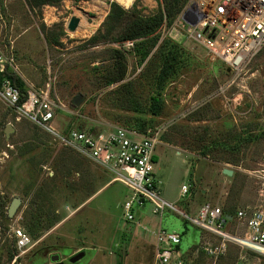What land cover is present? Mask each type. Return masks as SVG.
I'll use <instances>...</instances> for the list:
<instances>
[{"label":"rangeland","instance_id":"374dc122","mask_svg":"<svg viewBox=\"0 0 264 264\" xmlns=\"http://www.w3.org/2000/svg\"><path fill=\"white\" fill-rule=\"evenodd\" d=\"M113 2L126 10L136 7L143 15L163 8V0H133L129 6L120 0H64L37 9L29 0H0V46L14 52L16 74L29 90L50 84L51 97L64 104L66 111L58 114L55 124L60 133L129 127L135 115L121 110L122 94L116 91L120 84L104 87L101 75L113 64L114 49L126 51L124 83L131 84L140 101L152 91V74L144 71L148 60L139 65L126 45L93 47L88 42ZM78 8L88 19L100 20L94 32L84 34L81 26L75 33L67 30ZM171 30L165 26L161 39ZM178 41L192 60L163 91L164 112L151 119L150 128L161 138L156 151L161 198L193 218L207 203L233 213L246 207L264 209V46L240 70L231 71L221 62L212 63L196 42L182 37ZM80 96L82 104L75 106ZM224 169L234 175H224ZM113 178L0 99V264H52L54 254L64 264H155L152 231L160 227L182 234L180 250L189 264H236L242 257L248 264H264L262 254L235 244L217 258L207 254L204 249L218 244V237L171 210L155 216L147 204L136 209L141 225L126 222L123 205L132 192ZM184 185L191 188L182 197ZM14 198L22 204L10 218ZM37 204L48 219L45 225H52L34 234L28 224ZM226 231L243 236L245 227L233 222ZM18 232L28 236V247L18 248ZM81 252L85 257L72 262L70 258Z\"/></svg>","mask_w":264,"mask_h":264},{"label":"built area","instance_id":"2783aa9c","mask_svg":"<svg viewBox=\"0 0 264 264\" xmlns=\"http://www.w3.org/2000/svg\"><path fill=\"white\" fill-rule=\"evenodd\" d=\"M171 28L169 37L177 41L180 37L188 38L205 50L212 63L221 62L231 71L240 70L264 46V0H192ZM133 45L134 42L126 43L129 48ZM12 71H17L15 54L0 46V99L9 109L52 135L61 145L114 176V182L128 187L132 197L123 205L126 222L141 225L137 221L136 209L149 204L155 216H163L171 210L218 237V244L204 249L213 257L225 253L230 244L264 256V209L242 208L232 216V220H228L230 214L207 203L193 218L161 198L156 178V151L161 142L158 130L149 128L142 132L120 126L99 133L75 129L60 133L55 124L58 114L66 111V107L59 98L51 97L50 84L39 91L28 90L26 101L19 104L22 92L9 78ZM190 188L187 185L182 187V197L189 194ZM233 222L243 224V236L226 231ZM152 234L156 237L155 264H189L183 260L179 249L181 233L160 227ZM17 237L19 249L30 245L25 233L18 232ZM236 264L248 263L242 257Z\"/></svg>","mask_w":264,"mask_h":264},{"label":"trees","instance_id":"16d2710c","mask_svg":"<svg viewBox=\"0 0 264 264\" xmlns=\"http://www.w3.org/2000/svg\"><path fill=\"white\" fill-rule=\"evenodd\" d=\"M29 1L31 7L37 9L46 5H57L64 0ZM188 3L189 0H163V8H160L155 14L143 15L136 7L132 10H126L120 4L113 2L106 20L97 34L88 41L93 47L112 43L125 46L128 42H134L133 47L129 50L138 56V64L142 65L148 60L144 71L146 70V72L152 74V80L150 81L152 91L149 98L144 101H140V97L131 91V84L124 83L128 77V65L124 49L113 50L112 59L114 62L111 66H107L105 72L101 74L104 87L120 84L116 91L118 95L122 94V100L119 103L121 110L135 115L129 118V128L142 132L154 128L151 119L161 117L164 112L163 91L167 85L174 82L181 75L192 60V55L179 43L180 41L169 36L161 39L162 29L165 26L171 28ZM53 41L56 44L60 43V39L57 37ZM153 67L154 70H152ZM9 78L21 90L22 96L19 104H23L28 97V87L23 79L13 71L9 73ZM262 135H264V132ZM60 162L62 163V158ZM3 208L4 205L1 203L0 213H2ZM42 210L43 207L38 205L34 211L36 214L31 217L32 221L28 224V226L31 225V233L37 234L41 232L42 226L45 228L52 225L50 223L45 225L48 219L45 220V214ZM224 212L235 216L232 209L224 210ZM10 259L13 260L14 255H11Z\"/></svg>","mask_w":264,"mask_h":264},{"label":"water","instance_id":"95a60500","mask_svg":"<svg viewBox=\"0 0 264 264\" xmlns=\"http://www.w3.org/2000/svg\"><path fill=\"white\" fill-rule=\"evenodd\" d=\"M78 10L85 12L84 9L82 8H78ZM80 26V19L78 17H76L75 15L72 16V18L70 19L68 25H67V30L71 33H75L78 28ZM83 98L77 97L74 100V105L75 106H80L82 103ZM11 129L10 126L6 127L5 133L7 136H9L11 134ZM223 174L228 176V177H232L234 175V171L233 170H229V169H224L223 170ZM22 204V200L20 198H14L9 209H8V217L12 218L16 212L18 211L20 205ZM228 220H232V216H229L227 218ZM86 253L85 252H81L79 254L74 255L71 259L72 262H77L80 259H82L83 257H85ZM52 264H64V262H60V255L59 254H54L50 257Z\"/></svg>","mask_w":264,"mask_h":264},{"label":"bare ground","instance_id":"6f19581e","mask_svg":"<svg viewBox=\"0 0 264 264\" xmlns=\"http://www.w3.org/2000/svg\"><path fill=\"white\" fill-rule=\"evenodd\" d=\"M125 6H129L131 5V3L133 2V0H120ZM74 14L76 17H78L80 19V26L81 29L83 30V33H90L94 32V30L96 29V27H98L100 20H90L88 19V17L86 16V13L83 11H80L78 9H76L74 11ZM79 26V28H80Z\"/></svg>","mask_w":264,"mask_h":264}]
</instances>
